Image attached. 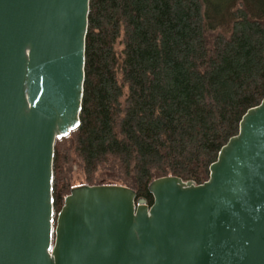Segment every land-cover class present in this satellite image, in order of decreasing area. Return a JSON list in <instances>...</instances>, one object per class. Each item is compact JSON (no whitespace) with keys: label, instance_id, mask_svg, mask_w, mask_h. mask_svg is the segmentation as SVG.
I'll return each mask as SVG.
<instances>
[{"label":"water","instance_id":"95a60500","mask_svg":"<svg viewBox=\"0 0 264 264\" xmlns=\"http://www.w3.org/2000/svg\"><path fill=\"white\" fill-rule=\"evenodd\" d=\"M90 0H0V264H264V99L196 184L71 188L55 144L80 125Z\"/></svg>","mask_w":264,"mask_h":264},{"label":"trees","instance_id":"16d2710c","mask_svg":"<svg viewBox=\"0 0 264 264\" xmlns=\"http://www.w3.org/2000/svg\"><path fill=\"white\" fill-rule=\"evenodd\" d=\"M80 125L55 144V217L83 184H201L264 99V0H90Z\"/></svg>","mask_w":264,"mask_h":264},{"label":"rangeland","instance_id":"374dc122","mask_svg":"<svg viewBox=\"0 0 264 264\" xmlns=\"http://www.w3.org/2000/svg\"><path fill=\"white\" fill-rule=\"evenodd\" d=\"M69 181L72 185H80L85 182L81 161L74 155L67 164Z\"/></svg>","mask_w":264,"mask_h":264}]
</instances>
